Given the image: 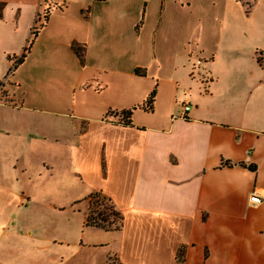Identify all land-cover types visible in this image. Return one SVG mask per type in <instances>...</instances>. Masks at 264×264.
Masks as SVG:
<instances>
[{
    "label": "crops",
    "instance_id": "1",
    "mask_svg": "<svg viewBox=\"0 0 264 264\" xmlns=\"http://www.w3.org/2000/svg\"><path fill=\"white\" fill-rule=\"evenodd\" d=\"M41 1L0 0V70L32 38L23 65L60 59L79 70L76 45L85 70L66 75V109L46 91L34 95L38 104L0 101V264H178L180 248L183 264H264V67L255 61L264 59V0H248V12L242 0H164L162 22L138 32L134 11L41 16ZM185 6L199 13L192 23ZM192 52L207 63L208 82L204 94L187 85L184 112L165 100L185 82ZM36 74L38 87L53 84ZM143 77L151 82L140 86ZM151 89L152 112L134 110ZM121 111H132L131 126L120 124ZM37 165L70 201L37 200ZM93 193L121 214L119 231L83 227Z\"/></svg>",
    "mask_w": 264,
    "mask_h": 264
},
{
    "label": "rangeland",
    "instance_id": "2",
    "mask_svg": "<svg viewBox=\"0 0 264 264\" xmlns=\"http://www.w3.org/2000/svg\"><path fill=\"white\" fill-rule=\"evenodd\" d=\"M251 3L253 0H249ZM248 0H242V6L243 8L248 12V10L251 8L250 4L247 3ZM41 16L43 15V11L46 10L49 11V8L52 10H61V9H67V10H77L79 7H82L84 9L83 14H87L90 9L95 10L96 12H103V11H127V14H132V11H134V16H132V22L134 23L135 31H139L142 28H146L152 30V27L160 24V21L162 22V19L160 20L159 17L163 15V10H164V0H106L104 2H95L93 0H55L54 2H49V1H41ZM147 5V7H146ZM60 8V9H59ZM147 8V11L145 12V16L143 17V12ZM198 10V9H196ZM201 11H205L204 7H201ZM136 12V13H135ZM199 13L195 14H189V10L185 6V12H182V18L184 17V20L192 23L194 21V15L197 16ZM202 15V13H201ZM41 20L43 22L44 18L41 17ZM178 26L182 27V22L179 19ZM167 23H170L169 21ZM37 25L38 28H40L41 23L38 21H35V25H33V30L35 31V26ZM32 33V32H31ZM145 36V33L143 34ZM146 49L149 53H152V48H145L142 50L139 54V58L142 59L143 62L148 59V54L146 52ZM158 49L156 52L157 54L159 53ZM23 49L20 51L19 56L21 55ZM155 51V50H154ZM61 53V50H59V54ZM172 54V51H163L161 50L160 52V59H165V60H172L170 58ZM188 55L189 58L192 59V62L189 63L187 60L188 57L186 58V64L187 69L189 70V74L184 76L185 82H183L179 90L175 93L168 92V97L167 100H165L170 106V102L173 101V99L177 102V107L178 110H181L183 107L180 104L181 101H183V95H190V91L187 85L189 84H198L200 85L201 91L204 94L206 91L207 87V78H206V72L204 74L203 69L206 68V62H203L198 60L197 57H199V53H189ZM60 57V55H58ZM10 62H8L9 67L5 65V70L1 71L0 70V101H3V103H8L10 104H23L25 105H33L35 104V94H38L40 91H46V98L48 100H55L57 101V105L60 106L63 109H66L68 106L70 107L72 105L73 97H72V90H69L68 86L66 85V75L70 76V72H80L81 69L85 70L83 68V63L81 64L79 61V70L75 67L74 70L71 69L68 64H65L64 62H60V59H58V62H49L45 63L42 62L38 67L34 65V63L29 62L26 65L20 64L16 68H14V61L12 60L14 57L10 56ZM6 60L5 63L7 64ZM165 63V61L163 60ZM216 68H219V64L216 63L213 65ZM36 72L39 74H44L46 75L47 78H53V84L49 83V87L43 89L44 86L38 87V83L35 81L34 77L37 75ZM182 72V71H181ZM60 76H63L61 80L57 81L60 79ZM30 77V78H29ZM76 78V76H75ZM142 81L140 86H144L149 84L151 81L147 80V78L143 77L141 78ZM186 79L188 80L186 82ZM192 82V83H191ZM154 90V89H153ZM152 89L150 90L149 94L153 91ZM145 96V98H139L136 106H134V110H139L141 112H144L145 114H149L150 112H145L144 110L141 109L142 103L145 101V99L148 97ZM186 96V97H187ZM82 96H79L77 98L78 101L81 100ZM143 99V100H142ZM77 101V103H78ZM37 103V101H36ZM39 103V102H38ZM37 103V104H38ZM42 104V103H41ZM165 104V103H164ZM163 104V105H164ZM190 107V106H189ZM140 112V114H142ZM143 113V114H144ZM138 114V116L141 119H144L146 117H143L142 115ZM32 117L31 114L27 113L26 119L29 120ZM62 148V147H61ZM49 149V148H48ZM53 149V148H52ZM60 149V148H59ZM55 161V160H54ZM59 166V165H58ZM58 170V168H57ZM36 171H41L42 177L37 178L36 183L34 185L37 193V200L39 202H44L45 200H50L52 202H62V201H70V193L67 194H61V193H55L53 186H56L59 182L55 181L54 179L50 180L48 176H46V171L44 168L41 166L37 165ZM48 192V193H47ZM76 194V192L74 193ZM74 197V196H73ZM76 206V205H75ZM78 206H76L77 208ZM77 216V215H76ZM59 218H62V215L59 216ZM75 221V220H74ZM74 229H80V222L75 221L73 223ZM65 230L61 229L60 226H58V233H62ZM85 234V233H84ZM95 236H104L100 233L96 234Z\"/></svg>",
    "mask_w": 264,
    "mask_h": 264
},
{
    "label": "trees",
    "instance_id": "3",
    "mask_svg": "<svg viewBox=\"0 0 264 264\" xmlns=\"http://www.w3.org/2000/svg\"><path fill=\"white\" fill-rule=\"evenodd\" d=\"M93 1L104 2L106 0H93ZM45 23H46V18H44L43 23L40 26L43 27ZM31 36L35 37L34 30L32 31ZM32 39L29 40L27 47L23 50V53L19 57L12 59L14 61L13 63L14 68H16L18 65L23 63L31 47ZM72 50L77 55V58L82 64L83 49L79 46L73 45ZM7 61L10 62V58H7ZM255 61L260 67H264V59L261 57L260 54L255 55ZM136 73L140 75L138 71H136ZM154 100H155V91L153 90L151 94L148 95V97L142 103L141 109L144 110L145 112L151 113L153 110ZM116 115L118 116L121 125L126 127L131 126L132 111H126V112L121 111L118 114L116 113ZM234 166L245 167L244 164H233L230 162H222L220 167L229 168ZM249 168L254 171L253 166H250ZM86 199L88 200V211L83 223L84 228H91L103 232L119 231L121 229L123 218L121 214L117 210H115V208L113 207V205L110 203L109 200H107L100 193H93L89 195ZM176 261L178 264L184 263L182 248L177 250Z\"/></svg>",
    "mask_w": 264,
    "mask_h": 264
},
{
    "label": "built area",
    "instance_id": "4",
    "mask_svg": "<svg viewBox=\"0 0 264 264\" xmlns=\"http://www.w3.org/2000/svg\"><path fill=\"white\" fill-rule=\"evenodd\" d=\"M185 101H186V97H184V99H183V105H182L183 108L182 109L184 112H188L190 107H189V105L185 104ZM249 202L251 204L258 205L261 203V196L258 193L253 192L249 196Z\"/></svg>",
    "mask_w": 264,
    "mask_h": 264
}]
</instances>
